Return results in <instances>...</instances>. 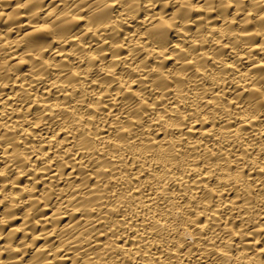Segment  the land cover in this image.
Returning a JSON list of instances; mask_svg holds the SVG:
<instances>
[{
	"label": "clouds",
	"instance_id": "obj_1",
	"mask_svg": "<svg viewBox=\"0 0 264 264\" xmlns=\"http://www.w3.org/2000/svg\"><path fill=\"white\" fill-rule=\"evenodd\" d=\"M0 264H264V0H0Z\"/></svg>",
	"mask_w": 264,
	"mask_h": 264
}]
</instances>
